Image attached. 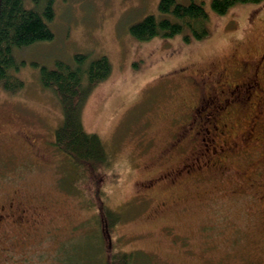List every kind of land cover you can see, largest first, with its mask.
Returning <instances> with one entry per match:
<instances>
[{
	"label": "rangeland",
	"instance_id": "374dc122",
	"mask_svg": "<svg viewBox=\"0 0 264 264\" xmlns=\"http://www.w3.org/2000/svg\"><path fill=\"white\" fill-rule=\"evenodd\" d=\"M195 1L209 14L202 39H134L128 26L158 0H55L53 38L15 49L23 86L0 87V264H104L114 250L131 264H264V69L252 70L264 1L225 14ZM75 53L111 63L81 119L118 173L106 186L121 217L112 245L69 184V158L52 142L60 101L40 84V65ZM226 82L241 84L220 91Z\"/></svg>",
	"mask_w": 264,
	"mask_h": 264
},
{
	"label": "trees",
	"instance_id": "16d2710c",
	"mask_svg": "<svg viewBox=\"0 0 264 264\" xmlns=\"http://www.w3.org/2000/svg\"><path fill=\"white\" fill-rule=\"evenodd\" d=\"M264 0H209L213 13L225 14L236 3H259ZM55 0H0V87L15 93L23 80L13 72L20 62L14 51L54 36L50 23L55 16ZM157 13H148L128 26L136 40L154 36L171 37L183 33L186 41L202 39L209 33V14L203 3L195 0H158ZM55 66L40 65V84L59 98L62 122L54 129L53 144L65 153L71 164L69 184L75 187L92 207L97 209L102 235L112 245L110 232L121 219L120 213L107 204L106 186L118 173L113 170L112 152L100 136L84 130L81 113L86 96L97 82L111 71L107 56L90 59L86 53H75L72 61L56 60ZM102 238V237H101ZM107 247V246H106ZM131 253L114 250L104 264H131Z\"/></svg>",
	"mask_w": 264,
	"mask_h": 264
},
{
	"label": "flooded vegetation",
	"instance_id": "af4514ba",
	"mask_svg": "<svg viewBox=\"0 0 264 264\" xmlns=\"http://www.w3.org/2000/svg\"><path fill=\"white\" fill-rule=\"evenodd\" d=\"M244 63H249L248 62V60H242V67L243 66H246V64H244ZM253 71L254 72H256V70H257V72L258 71H260V70H263L264 69V51L263 52H261L260 53V55H259V58L256 60V62H254L253 63ZM234 70L236 71V72H238V74L239 73H241V68L239 69H237V68H234ZM244 70H245V68H244ZM249 70H251V68H249ZM245 72H246V70H245ZM257 72L255 73V74H257ZM213 73H215V72H213V71H211V70H209V72L208 73H205V75L209 78V79H211V77L212 76H214L213 75ZM205 76V77H206ZM216 77H217V79H220L221 78V74H217V75H215ZM239 76V75H238ZM205 77L203 78V77H201L202 79L201 80H205ZM242 82V81H241ZM241 82H239V84H241ZM221 84H224V82H222ZM239 84L238 83H236L233 87H231V85H230V83L228 82H226V86H223V87H225V88H223V87H220V91H222V92H228V91H232V88H235V89H237L238 88V86H239ZM263 87H264V85H263ZM262 87H259V89H261ZM263 98H264V95H263ZM227 99H228V97H227ZM254 117H256V116H254ZM259 117V116H258ZM251 120V122L253 121V123L255 122L254 120V118H250ZM262 131L264 132V126H263V129H262ZM221 132V131H220ZM19 218V220L21 219V216L20 217H18Z\"/></svg>",
	"mask_w": 264,
	"mask_h": 264
}]
</instances>
